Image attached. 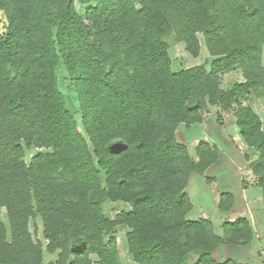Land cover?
I'll return each instance as SVG.
<instances>
[{"label":"trees","instance_id":"1","mask_svg":"<svg viewBox=\"0 0 264 264\" xmlns=\"http://www.w3.org/2000/svg\"><path fill=\"white\" fill-rule=\"evenodd\" d=\"M81 1L93 4L84 17L75 0H0V209L10 225L0 215V264H45V251L58 253L48 264H123L120 225L138 264H241L214 253L253 240L247 218L226 222L225 238L210 219H188V180L220 150L200 142L196 160L176 130L201 123L208 106L220 119L233 112L264 188L263 120L246 104L264 95V0ZM199 33L210 69L174 70L167 37L198 57ZM60 62L81 122L60 89ZM234 71L241 79L224 87ZM108 201L131 209L112 218ZM233 204L222 195V210Z\"/></svg>","mask_w":264,"mask_h":264},{"label":"crops","instance_id":"2","mask_svg":"<svg viewBox=\"0 0 264 264\" xmlns=\"http://www.w3.org/2000/svg\"><path fill=\"white\" fill-rule=\"evenodd\" d=\"M216 110H219L218 107ZM210 115H212V110L206 114V117ZM205 118L203 123L182 126L179 129L181 130L179 132L183 134L182 141L188 143L193 140L197 145L201 140L209 141L210 138L214 142H221L223 146L229 144L230 140L226 137L229 131L226 127V120L220 119L219 115L217 120L215 119L216 121L211 116ZM236 130L243 145L251 149L242 139L238 126ZM220 150L222 149L220 148ZM225 162L234 164V169L225 168L222 165ZM216 167H222V169ZM215 169L216 171H214ZM187 191L193 204L192 210L188 213V219H210L214 223L216 233L223 238L228 236L224 228L226 222H235L237 219L245 217L253 227L254 238L250 243L231 244L225 242L221 244L214 253L218 261L233 259L241 264H253V262L262 264L259 252L261 248H264V234L257 229V226L260 224L264 228V188L258 185L257 177L253 171L247 169L246 164H242L240 167L236 158L230 156L223 159L221 157L218 163L208 168L206 174L193 173ZM225 193L232 194L234 198V204L227 211L220 208L221 197ZM218 224L221 226V232L217 231Z\"/></svg>","mask_w":264,"mask_h":264},{"label":"rangeland","instance_id":"3","mask_svg":"<svg viewBox=\"0 0 264 264\" xmlns=\"http://www.w3.org/2000/svg\"><path fill=\"white\" fill-rule=\"evenodd\" d=\"M75 2H76L77 10L79 11V13L83 17L85 16L86 11L93 6V4H87L81 0H75ZM4 25H5V15L0 12V33L3 32ZM198 35H199V38L201 41V51H200V54L198 57H193L191 55V53L189 51H187L186 44L184 42L178 41L176 39L175 35H170L169 37H167V40L169 41V44H170V54H171V57L173 59V69L174 70L193 67V66L200 65V64H206L208 69H210L211 61L213 58L210 56V54L207 50V47L205 45L204 37H203L202 33H199ZM263 63H264V52H263ZM57 76L59 79L60 89L65 96L68 107L75 113L77 120L79 122H81L82 115H81V108H80V102H79V98H78V91L76 88V83L71 78V76L67 70V67L65 66V64L63 62H60L58 67H57ZM240 79H241V74L238 71L230 72V73L225 74L222 77V84L224 87H229L232 83H234L235 81H238ZM246 104L251 105L254 108V110L260 115V117L263 120V127H264V95L263 96H257L255 94H251L246 99ZM210 110H212V115H210L212 117V119L217 120V116L219 115V110L218 111L216 110V106H208L207 109L204 111V118L206 117V114L210 112ZM210 116H207L206 118H209ZM222 116H223L224 120H226V124H227L226 127L229 130L226 134V137H227V139L230 140V143L225 144L223 146L221 144V142H214L210 138L208 139L210 142L205 141V140H201L200 142H207L212 147H216L219 150L221 148L223 151L220 150V159H221V157H223V159H227L228 157L232 156V157L236 158V161L238 162V165L240 167L242 164H246L247 169L252 171L251 165L253 162H255L258 159L259 153L254 149H248L245 145H243V142L240 141L241 139L238 138V134H237V130H236L238 125H237V119L234 117L235 116L234 113L233 112H227V113L224 112ZM201 123H203V121ZM182 126L184 127L187 125L182 123L177 128V130H176L177 139L181 144H185L189 148L190 154L192 155L193 158H195L197 160L196 148L198 147V145L200 143H198L196 145V141H193L190 139H189L190 141L188 143L182 141L183 140V134H181V132H179V131H181L179 129ZM231 140H233L232 141L233 144H232ZM37 151L38 150L36 148L28 149L26 156H25V159L28 162H30L32 157L37 153ZM222 165H224L225 168H227V169H231V170L234 169V164H232V163H229V162L226 163L225 162ZM216 168L222 169V167H216ZM214 171H216V169ZM204 174H206V172ZM189 181H190V179L188 180L187 186L185 188V191L187 194H188L187 187H188ZM189 197H190V195H189ZM106 209H107L108 213L110 214V216L112 218H114L118 212L130 210L131 206L129 204L121 202V201H117V202L108 201L106 204ZM0 215H1V217H3L4 221L6 222V224L8 225V228L10 230L9 220H8L6 211L4 209H0ZM37 224H38L39 230H40L39 233L41 234L43 231V225H42V222L40 219L37 220ZM30 228H31V231L34 232L35 223L33 221L30 224ZM257 229L262 234H264V228L260 224L257 226ZM128 231H129V229L125 225H120V226H117L115 228V236L118 240V246H119V250H120V254H121V258H122V263L123 264H138L129 252L128 241H127V236H126ZM217 231L221 232V226L220 225L217 227ZM259 254H260V252H259ZM57 257H58V253L49 254L47 251L44 252L45 264H48L49 262L55 261L57 259ZM92 259L95 262L98 261V258L95 255L92 256ZM253 264H257V262H253Z\"/></svg>","mask_w":264,"mask_h":264},{"label":"built area","instance_id":"4","mask_svg":"<svg viewBox=\"0 0 264 264\" xmlns=\"http://www.w3.org/2000/svg\"><path fill=\"white\" fill-rule=\"evenodd\" d=\"M260 258H261L262 264H264V248L260 250Z\"/></svg>","mask_w":264,"mask_h":264}]
</instances>
